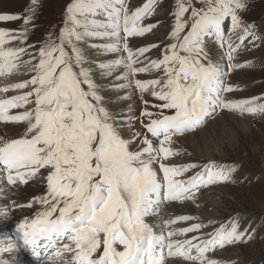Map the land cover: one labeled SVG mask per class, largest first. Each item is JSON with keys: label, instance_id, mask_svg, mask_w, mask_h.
<instances>
[{"label": "snow or ice", "instance_id": "6c2138e0", "mask_svg": "<svg viewBox=\"0 0 264 264\" xmlns=\"http://www.w3.org/2000/svg\"><path fill=\"white\" fill-rule=\"evenodd\" d=\"M30 3L33 13L37 0ZM158 3L147 0L131 8L129 0H70L58 36H48L35 54L27 47H7L14 41L26 43L34 14H0V22L22 19L24 25L20 31L0 28V75L13 74L23 55L31 57L33 73L13 88H0V93L27 89L21 95L0 98V122L26 125L20 138H0V173H6L10 185H27L41 169L47 170V194L38 198L44 210L19 223L14 236H0V264H14L4 254L21 244L38 258L42 252L47 254L45 259L72 253L64 264H166L172 257L190 264H217L208 253L247 242L248 234L240 230L238 219L206 237L184 240L172 238L213 226L195 223L171 230L172 225L194 219L187 215L164 221L160 231L146 222V217L159 214L166 201L195 203L202 188L231 181L235 171L234 166L216 163L165 164L179 154L172 148L174 137L202 129L223 111L264 116V98L236 101L227 96L236 90L228 83L230 72L240 67L233 63L234 54L248 37L260 39L254 26L242 24L243 0H199L200 8L193 0H178L170 32L173 42L162 49V58L137 67L143 62L140 58L159 45L133 49L128 39L144 37L158 27L144 23L155 15ZM229 18L231 31L240 32L239 44L231 41L230 34L226 36ZM209 35L221 49L226 48L223 65L203 62L208 57L205 38ZM115 53L120 56L111 60L89 59V55ZM117 72L114 81L120 83L110 79ZM151 72L163 75L148 81L133 79ZM104 79L110 83L103 84ZM128 88L138 91L143 104L138 119L146 133H136L143 145L138 150H132V142L123 138L103 95ZM145 93L156 103L145 100ZM119 99L128 100L131 95ZM13 109L25 110L10 114Z\"/></svg>", "mask_w": 264, "mask_h": 264}, {"label": "rangeland", "instance_id": "374dc122", "mask_svg": "<svg viewBox=\"0 0 264 264\" xmlns=\"http://www.w3.org/2000/svg\"><path fill=\"white\" fill-rule=\"evenodd\" d=\"M146 2L147 0H129V7H141ZM243 2L246 7L239 12L242 24L254 26V30L260 39L253 41L252 37H248L245 39L243 45H240L239 51L234 54L235 60L233 63L240 65V67L230 72L228 83L233 85L236 90L233 93L227 94V96L236 101L264 98V0H243ZM69 3L70 0H37L33 13H30L29 9L33 7L30 0H0V14H19L22 17L26 14H34L31 26L27 28L28 37L26 43L21 44L18 41H14L10 44L12 46L9 47H27L30 53L35 54L48 36L51 35L53 38L58 36L59 31L64 25L66 7ZM177 3L178 0H159L158 6L155 9V15L144 21L145 24H156L158 27L155 28L152 33H148L144 37H132L128 39L129 46L133 49L148 47L153 44L159 45V48H152L145 57H141L140 59L143 62L138 64L137 67L145 66L150 59L162 58V49L173 42L170 39V32L174 23L173 12L175 11ZM193 3L197 8L203 7V5L199 3V0H193ZM188 16H190V12L186 15L185 19H187ZM225 27L227 31L226 36L230 34L231 41L234 44H239L238 37L240 32L231 31L230 18L226 21ZM0 28L20 31L24 28L23 20L0 22ZM187 31L188 29L185 30L182 37ZM145 40L147 41L146 43H144ZM209 42H213L220 53V57L217 59L208 52L207 44H210ZM99 43L103 42L100 41ZM205 51L208 54L207 59L203 61L205 64L209 61L213 63L221 62L222 65L225 63L221 60V56L226 54V48L221 49L216 40L210 35L205 38ZM182 55H187V53H182ZM119 56L120 53L103 57H93L89 55V59H96L97 61L111 60V57L112 59H115ZM30 59L31 57L29 55H23L18 62L19 67L13 74L9 76L0 75V87L2 85H7L9 88H13L15 84H17L16 80L20 78L19 76L23 77V80L20 79L19 83L30 79L33 74L31 66L28 63ZM115 75L119 74L115 73L110 79L114 80ZM162 75L161 72L141 73L133 77V79L148 81L157 79ZM110 79H104V83L103 81L102 83H109ZM119 82L120 81H116V83ZM128 89L126 92H113V95L109 92H107L108 94L104 92L105 106L112 114L115 111H118L120 114L122 113L119 116H115L120 122H125L126 119L130 118V123L127 121V124L141 128L140 133L144 134L146 132L143 130L142 124L138 119L141 114L140 112H142L143 109V104L140 101L138 91L131 88L133 94L138 96L136 103L139 107L134 110H129L131 107L127 109V103L131 102L133 99L132 97L128 100L119 99V96L122 97L127 94ZM22 91H27V89L20 90L19 92ZM16 93H18V91H9L7 92L8 95L6 94L5 96L11 98L19 95V93ZM143 98L151 103H156V101L147 93L144 94ZM32 107H34V105L28 106L29 109ZM24 110L25 109H16V113L19 114L17 111L22 113ZM150 110L154 111V109ZM224 113L228 114V116L235 117L238 122L241 121L243 124L247 125L249 130L247 129V132H240V135H238L229 127H226L223 134H217L215 136L210 135L213 123L217 120V117H220ZM121 117H123V119H121ZM217 117L210 120L205 127L198 130L199 132H193L198 134L193 135V133H189L185 135V137L189 136L188 141L190 144L188 145V148L185 146L182 147L179 145V142H173L172 148L179 154L170 158L171 160L164 161V163L169 165L177 162L175 163L177 166H186L190 164L203 166L208 163H216L228 167L234 166L235 171L232 174V180L202 188L197 194L193 209H190L191 204L189 203L191 201L166 202L164 208L159 210L158 217L155 218L154 216H148L146 217V222L152 225L154 230L160 231L159 229H161L164 221L175 219L179 216L178 213L181 208V210L184 211L183 215H187V211L190 209V213L192 214L191 217L194 219L187 222L182 221L181 223H177L175 224L176 228L171 226V230L177 231L190 227L195 223H203L205 225L213 226L206 227L200 233H188L186 236L178 235L177 238L175 236L173 239L184 240L191 239L193 236L198 235L206 237L208 233L215 232L220 226H227L230 221L238 219L240 230L248 234V238H246L247 242L228 245L223 249L218 248L213 252L208 253V258L216 260L217 264H264V116L250 114L241 115L237 112L223 111ZM146 122L147 121H145V123ZM210 123H212V125ZM6 125L17 124L0 122V127ZM21 129H19L20 133L16 134L14 139L20 138L26 127H21ZM148 135L149 138H151L150 134ZM182 137L183 136H180L178 138ZM196 138L205 139L208 141L209 145L205 148L202 143H200L198 144V146L200 145V149L198 150L196 148V143L190 142ZM151 139H153L155 143L154 146L158 147L154 138ZM132 140L133 138L130 141ZM175 159H177V161H174ZM199 170L200 169L197 168L192 172L186 173L183 178H187ZM45 180L46 176L36 174L34 178L29 180V184L22 186L21 183H18L16 186L14 185L10 187H16L13 188V190L15 193H19L20 189H23L30 184H43L44 186L43 181ZM46 194L47 189L41 188L28 202L11 208L12 210L10 209V212H8V215H10L8 220L12 221L13 224L23 222L25 220L23 217L21 220L12 218L13 212L21 210V208L18 209V207H23V205L28 208L27 212L33 213V215H36L41 209L43 211L45 206L38 202V198ZM12 196H14V194H12ZM3 201L4 200H1V202ZM7 201L2 203V205L7 204ZM28 204H31V207H28ZM173 205H175V208ZM7 208L9 209L8 205L5 209ZM150 218L154 220L152 221ZM218 254H221L222 256H218ZM170 262L171 264H190V262L176 257L169 258L166 264H170Z\"/></svg>", "mask_w": 264, "mask_h": 264}, {"label": "bare ground", "instance_id": "6f19581e", "mask_svg": "<svg viewBox=\"0 0 264 264\" xmlns=\"http://www.w3.org/2000/svg\"><path fill=\"white\" fill-rule=\"evenodd\" d=\"M226 33H227V31H226ZM234 36H235V34H234ZM233 40H234V38H233ZM99 42L100 41H95V43H99ZM146 42L147 41L145 40L144 43H146ZM209 43L210 44H207L208 52L210 53V55H212L213 57H216V59H217L218 57H220V53L218 52L217 47L215 46V44L213 42H209ZM9 46H12V45H8L7 47H9ZM111 59H112V57H111ZM117 74H120V73L117 72ZM19 77L20 78H18L16 80L17 83H19V80L20 79L23 80V77L22 76H19ZM1 81L4 82L3 80H1ZM112 81H114V80H112ZM114 82L116 83V81H114ZM103 83H104V81H103ZM109 83H110V81H109ZM109 83L106 82L105 85L106 84L108 85ZM2 87H8V86L7 85H2L0 88H2ZM23 92L24 91H22V92H19L18 91L19 95L23 94ZM107 92H109L111 95H113V92L105 91V93H107ZM18 93H16V94H18ZM6 94L7 93H0V98H10L9 96H5ZM127 94L128 95H131V97L133 98L130 103H127L128 104L127 105V109H129L130 107H131L130 110H134V109L138 108L139 106L136 103L138 96H135L133 94L131 88L128 89ZM111 100H113V99H111ZM132 104H134V105H132ZM17 112L20 113L19 111H17ZM10 114H17L16 113V109H13ZM121 114L118 111L117 112L115 111L113 113L114 116H119ZM136 118H137V116H136ZM220 119H222V120H220ZM127 121H130V118L125 120L126 123L125 122H120L119 120H117V123L121 127L122 136H123L124 139H127V140L130 141L133 138V140L131 141L132 142V144H131L132 150H138V149H140V148L143 147V145L136 138V133H140L141 128H138V127H136L134 125H131V124H127ZM210 124L212 125V123H210ZM21 127H26V125L23 124V123H21V124H17V125L1 126L0 127V138H2L3 140H9L11 138L14 139L15 135L18 134V133H20V130L19 129H21ZM226 127H229L232 131H234V133H237L238 135H240V132H247V129L249 130V128L247 127V125L243 124L241 121L238 122V120H236L235 117L228 116V114H225L224 113L220 117H217V120L213 123L212 128H211L212 130H211L210 135H212V136H215L217 134L218 135H221V134H223L225 132ZM133 130H134V132H133ZM143 130L146 132V129L144 127H143ZM197 132H199V131H197ZM194 134L196 135L198 133H193V135ZM183 137L182 138L174 137V138H177V139H173V142H175V141L176 142H179L180 143L179 145H181L182 147L185 146V147L188 148V145L190 144L189 141H188V137L189 136L188 137L183 136ZM190 142L191 143L195 142L196 145H197L196 148L198 150L200 149V145L198 146V144H200V143H202V145L205 148L209 145L208 144V141H206L203 138H196V139H194L193 141H190ZM154 145H155V143H154ZM174 161H177V159H175ZM175 163H177V162H175ZM175 163L174 164H169V165L177 166V164H175ZM154 168H156V170L158 171V175H161L160 172H159V167H158L157 164H154ZM46 174H47V170L46 169H41L40 172L37 173V175H40V176H46ZM19 183H21V182H19ZM43 183H44V186H43V184H38V185H31L30 184V185L24 187L23 189H20V192L19 193L18 192L15 193L14 190H13V188H16V187H10V186H14V185L8 184L7 181H6V174L0 173V236H11V234H10V228H11V226L12 225H15V227H18V224H13L12 221L8 220V218L10 216V215H8V212H10V209L13 208V207H15V206H17V205H20V204H23L25 202H28L31 199V197L35 196V194L37 192H39V190L41 188H46L47 189V187H46V180L43 181ZM21 184H22V186L25 185L23 183H21ZM9 188H10V190H9ZM12 194H14V196H12ZM1 200H4V201L1 202ZM6 201H7V204H3L2 205V203H5ZM189 204H191V208L190 209H193L195 204L192 203V202H190ZM7 205L9 207V209L7 208L8 210L5 209ZM184 205H185V203H184ZM173 206L175 208V205H173ZM2 207H5V208H2ZM19 208H21V210H18V211L16 210L15 212H13L12 218H17L18 220H21L22 217L25 218V219H28V220H31V219H34L35 218V215H33V213L27 212L28 208L24 207V205H23V207H21V206L18 207V209ZM190 209H188V211H187V215L188 216H192V214L190 213ZM173 210H175V209H173ZM40 211H42V209ZM170 211H171V209H170ZM3 213H7V215H3ZM178 214H179V216H180V214L183 215L184 214V211H182L181 208H180ZM150 216H154L155 218L158 217V215H155V214L154 215H150ZM150 220L153 221L154 219L150 218ZM179 223H181V222H179ZM172 227H173V225H172ZM177 231H179V230H177ZM64 253H67V252H64ZM70 254H71L70 256H67L66 255L62 259H59L58 261H54V262H52L50 264H63L64 259L65 260H71L73 254L72 253H70ZM4 255H5V257H7L9 259H12L14 261V264H31V263H29L28 260H25L24 261L23 256L21 255V252H20V248L19 247L16 250H14L12 253H5ZM220 255L221 254H218V256H220ZM43 264H47V262H45ZM170 264H171V262H170Z\"/></svg>", "mask_w": 264, "mask_h": 264}]
</instances>
